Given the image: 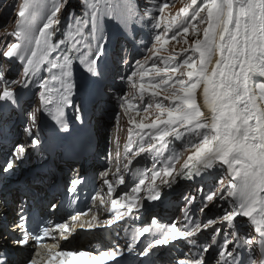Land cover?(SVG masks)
I'll return each mask as SVG.
<instances>
[{
	"label": "snow or ice",
	"instance_id": "1",
	"mask_svg": "<svg viewBox=\"0 0 264 264\" xmlns=\"http://www.w3.org/2000/svg\"><path fill=\"white\" fill-rule=\"evenodd\" d=\"M170 4L171 0H160L158 4L153 0L154 13L151 7L141 11L136 0H81L80 11H70L63 28L61 20L68 0H21L13 5L14 27L0 41V102L19 107L24 90L35 88L39 107L28 113L23 129L26 139L9 149L0 172L13 173L31 150L43 148L46 138L42 139L38 124L42 112L52 116L60 131H68L65 109L72 106V97L78 90L76 65L87 77L83 90L98 92L102 88L107 78L103 58L110 42L109 26L133 45L149 40L142 59L124 61L131 70L119 76V81L127 84L129 91L116 97L120 111L116 112L115 120L119 123L121 113L127 117L128 164L145 152L155 156L144 195L139 193L149 178L147 174L130 191L113 198L114 185L125 184L117 144L113 181L108 179L111 168L101 173L108 201L99 196L100 206L103 208L110 201L106 209L110 217L92 223L98 221L93 215L92 222L78 225L90 230L116 224L117 236L121 231L124 234L123 244L117 241L99 255L65 250L54 253L57 243L41 246L51 237L49 227L30 231L23 209L18 211L17 218L8 220L10 206L4 199L0 200V218L8 222L0 229V248L4 249L0 251V264H53L57 257L59 264H123L120 258L126 259V254H135L139 264H151L149 258L161 246L167 248L177 241L184 242L188 248L181 252L175 264H209L208 257L213 251L216 264H245L241 256L245 248L249 251L247 264H257L253 256L255 248L259 249V264H264V0H190L175 15L166 14ZM200 25L204 27L201 29ZM3 27L7 28L8 22ZM143 29L150 32L138 40L139 30ZM189 35L194 37L191 44ZM9 37L14 40H8ZM171 42H182L187 47L161 56ZM42 72L47 75L42 76ZM198 92L202 103H198ZM153 108L158 114L150 123L144 122L147 117L136 119L141 112ZM75 119L84 123L79 105L75 107ZM134 129H138L135 141ZM170 137L183 143V151L172 150L165 157ZM184 152L191 154L177 170L175 163ZM128 164L124 165L125 170ZM213 173L218 175L211 188L205 193L201 183L198 189V205L197 196L184 197L183 220L179 226L176 221L160 225L153 217L154 228L130 231L127 227L128 221L143 210L145 202L161 199L162 186L171 189L179 180L202 181ZM82 182L73 180L69 191L75 192V186ZM97 198V195L92 197L93 201ZM51 207L55 210L56 205ZM213 208L218 210L217 214L207 216L206 210L211 212ZM87 211L73 215L72 225L51 221L47 225L67 240L76 231L75 222L87 215ZM195 211L204 218H193ZM239 217L248 219L255 235L240 234V228L247 225H238ZM154 232L159 235L137 247L141 237ZM201 236L206 238L201 241ZM13 252H28V255L14 261L9 258Z\"/></svg>",
	"mask_w": 264,
	"mask_h": 264
},
{
	"label": "rangeland",
	"instance_id": "2",
	"mask_svg": "<svg viewBox=\"0 0 264 264\" xmlns=\"http://www.w3.org/2000/svg\"><path fill=\"white\" fill-rule=\"evenodd\" d=\"M21 2V0H0V41H4L5 40V33L6 32H10L12 31L14 24L12 23L15 20V8L13 7L14 4ZM160 2V0H156V3L158 4ZM190 2V0H171V4L170 7L168 9H166V14H171V15H175L179 9L183 6L184 3H188ZM137 5L139 6V8L141 9V11H143L145 8L147 7H151L152 11L155 13L156 9L155 6L153 5V0H136ZM80 7H81V0H68V5L67 7L63 10V18L61 20V28L64 27V24L67 23L68 20V13L70 11H72L73 9L77 10V12L80 11ZM46 15V13H45ZM44 16L42 15L40 20L41 22L43 21ZM8 22V27L4 28L3 25ZM111 27V26H110ZM201 29L204 27L203 25L199 26ZM145 31V33H147L148 31L150 32V29H143ZM114 33V32H112ZM194 39V37H192L191 35H189L188 40H189V44H191L192 40ZM8 40H14V38L9 37ZM149 43V40H147V44ZM119 46V44H118ZM182 47H187V45H184L182 42L180 44H176L175 42H171L168 46H166V50L162 51L160 53L161 56H168L170 54H172L173 51L175 52H179L180 48ZM144 46H141L139 51H135L133 52V50L129 49L124 51L123 49H121V47H117L116 51L111 53V48L107 45L106 48V54L105 57H111L112 59V65L109 68H106V76L108 78V80L102 82L104 84L110 85V87H104L103 91L105 94V97L100 103V105H96V113L93 115V117L96 119V126H97V121L102 120L105 123H109L110 125V132L107 134L106 131H104V135L108 138V148H106L107 154L105 155L104 159H105V163H103L99 169V172L104 171L108 168L113 169L114 168V163H116V153L113 154L112 152V141L113 138H116L119 134L123 137L119 146V151H120V164L125 165L128 164V160L126 158H123L124 153L122 152V147L125 145L126 143V139L129 136L128 135V128L129 125L127 123V117L123 115V113H121V118L119 123H117V121L115 120V114L117 111H120L117 107V101H116V97L118 95H120L122 92L125 91H129V88L127 86V84H121V82L119 81V76L125 75L127 72H129L130 66L129 65H125L124 61L128 60L130 63L133 61V59H142L143 56L145 55L144 53ZM110 54V55H109ZM103 58V62L105 61V59L107 58ZM150 61H149V66H150ZM19 67V66H18ZM161 67H163V65H161ZM20 70L22 71V68H20ZM106 78V79H107ZM260 79V78H257ZM25 95H28V92L31 95V98L26 99L25 102L23 103V117L24 120L27 124V115L28 113L36 107H39V99H38V95L36 94V90L35 88L31 89V90H25ZM163 98V94L161 95L160 99ZM197 98L198 97V93H197ZM145 99L147 100V96L145 97ZM79 102V100L77 101ZM110 103L114 104V118L112 120H108V113L111 111L110 106H108ZM165 104L168 103V101H164ZM198 103L199 100H198ZM109 107V108H108ZM18 110L14 109L13 112L11 113V116L14 118L9 119L8 124L11 121H16V118L18 117ZM157 111L154 110V108L152 110H149V112L144 113L141 112L140 116H137L136 119L137 120H141L144 117H147V119L144 120L145 123H150L152 119H155L156 115H157ZM41 119V114L38 115V124L39 121ZM101 123V122H100ZM11 124V123H10ZM25 124V125H26ZM121 129V131H120ZM138 131V129H134L133 132V137L132 139L135 141L138 138L135 136V132ZM26 137L23 139L25 140ZM22 140V141H23ZM170 140V144H169V150L164 152V156L167 157L169 155V153L172 150H175L176 153H180L183 151V143L180 140L177 139H173V138H169ZM157 147H159V145H157ZM136 147L135 145L133 146V151H136ZM109 152H111V157H109ZM190 152H184L183 155L180 156L179 161L175 163V167L177 170H179V168L181 167V165L184 163V161L187 159L188 155H190ZM154 156L155 153H149V152H145L140 154L139 156H136L134 159H132V163L134 165V167L140 168L143 171V177L145 174H147V176L149 177L148 179L145 180V185L141 186V192L139 193V196H143L144 195V189L146 187V185L148 183H150V176H151V169L153 168V160H154ZM37 161V160H36ZM114 161V163H113ZM31 162H35V160H32ZM131 163V164H132ZM21 165H19L20 167ZM157 167H160V164L156 165ZM17 172V168L14 171V173ZM98 172V173H99ZM218 175V173H213L212 176H207L206 179L201 180H196V181H189V180H183V182L180 185L179 191L178 193H176L177 195L174 196L175 198H172L171 201H174L173 205V210L172 212V217L175 219H179L182 217V211L181 209L183 207H185V199L184 197L186 196H192L195 195L197 196V201L196 204L198 205L200 203V193L198 191L201 183H203L204 185V192L206 193L209 188H211V186L213 185V183L215 182V178ZM98 177V174L96 173V178ZM124 177L126 178V174H124ZM139 181H136L135 183H129V184H124V185H117L116 188L119 189L118 193L116 195L113 196V198H115L116 196H118L121 192L123 191H130L131 187L135 186V184H137ZM157 184L160 183L159 178H157L156 181ZM120 186V187H119ZM122 186V187H121ZM167 190V186H162V192ZM106 197V201H108V196L104 195ZM54 204L58 203V200L55 199V201L53 202ZM149 204V202H145L144 207H148L147 205ZM108 207H110V201L108 204H106V208L104 209V212L107 215H104L99 218L98 221H103L107 218L110 217V213L106 210ZM225 207H227V205H225ZM217 209L213 208L211 212H208L206 210V215L207 216H214L217 214ZM156 212H158L156 209H152L149 210L147 213V216L149 215H156ZM190 215H192L190 213ZM194 217H199L201 219H203V215L200 214L198 211H195L194 213ZM181 222V221H180ZM238 225H247V227H241L240 228V234L244 235V234H249V235H255V229L254 227H252L250 225V222L248 221L247 218L244 217H239L238 221H237ZM102 226V225H101ZM204 237V236H201ZM206 238V237H205ZM246 256L248 257L249 255V251L246 248ZM253 256L254 258L257 260V264H259V261L261 259L260 254H259V249L255 248L253 250ZM209 264H216V257H215V253H213V255H211V257L209 258Z\"/></svg>",
	"mask_w": 264,
	"mask_h": 264
},
{
	"label": "bare ground",
	"instance_id": "3",
	"mask_svg": "<svg viewBox=\"0 0 264 264\" xmlns=\"http://www.w3.org/2000/svg\"><path fill=\"white\" fill-rule=\"evenodd\" d=\"M66 31L65 30V34H66ZM59 35V34H58ZM79 66H75L74 68V71H75V79H76V82H77V85H78V90H79V87L83 86L87 80V77H86V74L84 73H80L79 71ZM78 78H79V81H78ZM108 80V78L106 79ZM105 80V81H106ZM77 90V92H78ZM87 91V90H85ZM87 92H90V91H87ZM105 95L103 94L102 98H106L104 97ZM25 93H23L22 97H21V100H20V106L19 107H16L18 110H19V114L22 113V110H23V103L25 102ZM198 97H199V102L202 103V99L200 98L199 96V92H198ZM108 106H111L113 107L114 104L111 103L110 105ZM14 108L9 106L5 109H3L2 111H0V166H2V157L4 156V154H8L9 152V149H11V147L13 146L14 143H16L17 141H22L24 138H25V134H24V127H25V120H24V117L23 116H18L16 118V121H11L10 123L12 124L11 128L9 129L8 126L10 125V123L7 125L9 119L11 118H14L11 116V113L13 112ZM101 122V123H100ZM110 124L109 123H105L103 122L102 120H99L97 121V129H98V132H99V146H98V151L97 153L100 154L99 156V159H103V155H104V150H103V142L105 140V136H104V131L107 132V134L110 132ZM121 131V129H120ZM122 136L119 134L116 138H113V143H112V152L113 154L116 153V150H117V144L120 146V143H121V140H122ZM124 149H122L123 151ZM45 154H43V151L42 149H39V150H31L30 153H29V156L27 157V159L25 160V162L23 164H28L30 163L32 160L36 159V160H40V159H43ZM103 162V161H102ZM114 163V161H113ZM67 167L70 168V170L74 171L75 170V167H73L72 165L66 163ZM102 164L98 163L97 160L95 159V157H93V159L91 160L90 164H87L86 163V159L84 160L83 163H81V167L82 169H86V168H89L91 170H93L94 172H96L98 174V198L97 200L94 201V204H93V209H95L94 207H97L98 208V211H102V209H104V207L102 208L100 206V199H99V196H104V194L108 195L107 193V186L103 184V179L104 177L101 176V172H99V169L101 167ZM75 166L77 167H80V164H76ZM116 163H114V168L111 169L112 171L109 173V176H108V179L110 181H113V175L112 173H114L116 171ZM66 169V168H65ZM120 169H121V172L123 174L126 173V178H125V183L126 184H129L130 181L132 180V174L130 171L128 170H125L124 168V165H121L120 166ZM129 169V167H128ZM67 170V169H66ZM46 172H49L47 174V176L51 177V174L53 173L52 172V169L51 168H46L45 169ZM105 171V170H104ZM65 172V171H64ZM99 172V173H98ZM3 173L0 172V178L3 180ZM207 176L204 178L206 179ZM197 180H200L199 178ZM183 180H179L177 182L176 185H174L172 188H175V186H178L180 183H182ZM118 184L114 185L115 187L117 186ZM120 187V186H119ZM122 187V186H121ZM167 189H170L167 187ZM118 192V189H116V192L113 193V196L116 195ZM165 196H169L168 198H175L174 197V193L173 195H166ZM55 200H52L51 203H53ZM50 203V204H51ZM106 207V205H105ZM144 210V208H143ZM141 211L137 214V216L131 220L128 221V224H127V227H129V230L131 231V228L133 227L132 226V223L135 219L138 218V216H146V213H144V211ZM94 211V210H93ZM89 212L88 215H85V216H82L80 217V219L78 221H76L75 223L77 224V227H76V231L73 233L72 236H70L67 240H61L60 241V245L63 249H70L68 247H77V248H80L82 249V251L84 252H87V253H94V252H99L100 250H103V249H108L109 247H111L115 242L119 241V243H123V232L121 231L120 232V236L118 237L117 236V225L116 224H113L111 227H94L92 229H81L78 225L80 222H83V221H91V218L93 215H96L98 220L99 218L104 215H107L105 212L101 213V214H98L96 213L95 211L94 212ZM11 214V213H10ZM9 216V215H8ZM152 216H155V215H149L147 216V220L150 219ZM72 217V216H71ZM71 217L69 218H65L63 220V222H68L69 225H72L74 222L71 220ZM99 221H95V222H92V223H97ZM0 226L1 225V218H0ZM124 226L123 222L120 223V227L122 228ZM182 242V241H180ZM29 248V247H28ZM58 247L54 248L55 250L57 249ZM174 252V249L173 248H170L167 253H166V257H171L172 253ZM13 253H16L18 255V258L16 259V261H19L21 259V256L25 253H18V252H13ZM215 253V252H214ZM242 254L243 255H246V252L244 249H242Z\"/></svg>",
	"mask_w": 264,
	"mask_h": 264
}]
</instances>
